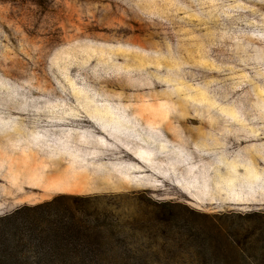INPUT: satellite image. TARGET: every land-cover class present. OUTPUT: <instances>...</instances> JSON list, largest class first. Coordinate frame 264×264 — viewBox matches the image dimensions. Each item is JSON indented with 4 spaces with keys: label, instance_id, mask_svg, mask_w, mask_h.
I'll list each match as a JSON object with an SVG mask.
<instances>
[{
    "label": "rangeland",
    "instance_id": "374dc122",
    "mask_svg": "<svg viewBox=\"0 0 264 264\" xmlns=\"http://www.w3.org/2000/svg\"><path fill=\"white\" fill-rule=\"evenodd\" d=\"M55 197L39 264H264V0H0V217Z\"/></svg>",
    "mask_w": 264,
    "mask_h": 264
},
{
    "label": "trees",
    "instance_id": "16d2710c",
    "mask_svg": "<svg viewBox=\"0 0 264 264\" xmlns=\"http://www.w3.org/2000/svg\"><path fill=\"white\" fill-rule=\"evenodd\" d=\"M61 197L34 206H23L0 217V264H39V261L74 259L79 251L61 248L75 238H87L74 228L72 212L60 209ZM85 218L90 215L85 213ZM70 224H69V223ZM71 225V226H70Z\"/></svg>",
    "mask_w": 264,
    "mask_h": 264
}]
</instances>
